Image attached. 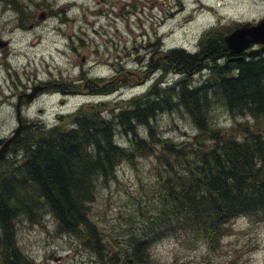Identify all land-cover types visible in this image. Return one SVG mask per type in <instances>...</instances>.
Wrapping results in <instances>:
<instances>
[{
	"label": "trees",
	"instance_id": "obj_1",
	"mask_svg": "<svg viewBox=\"0 0 264 264\" xmlns=\"http://www.w3.org/2000/svg\"><path fill=\"white\" fill-rule=\"evenodd\" d=\"M210 42L203 55L165 58L164 70L178 68L182 80L155 84L114 108L103 102L82 106L10 145L0 159V264H34L17 245L16 223L22 217L35 221L42 211L58 231L89 247L98 264H157L150 247L158 238L216 248L236 218L264 219V53L230 61L217 55L222 35ZM201 64L209 70L206 79L189 86L183 73ZM208 93L227 112L250 120L226 130L212 126ZM178 105L196 128L184 141L162 136L152 122ZM118 131L129 135L128 145L114 137ZM148 154L156 159L160 183L146 205L151 216L140 207L141 225L121 244H107L89 216L97 182L114 176L121 162Z\"/></svg>",
	"mask_w": 264,
	"mask_h": 264
},
{
	"label": "rangeland",
	"instance_id": "obj_2",
	"mask_svg": "<svg viewBox=\"0 0 264 264\" xmlns=\"http://www.w3.org/2000/svg\"><path fill=\"white\" fill-rule=\"evenodd\" d=\"M9 1L23 9L25 24L31 20L29 14L47 2L0 0V38L11 41L8 49L0 46V132L8 131L17 121L13 108L17 97L12 94L23 86L29 87L37 81L64 85L63 95H57L56 90L52 92L56 85L50 89L54 95L39 92L40 97L28 109L27 116L48 125L57 124L52 121L57 113L66 117L79 107L96 106L100 100L114 108L115 104L147 93L155 84L166 87L184 78L176 67L164 70L165 58L170 55L164 57L160 50L172 46L193 50L202 33L223 36L237 25L246 21L256 23L264 16V0H75L78 3L75 10L83 11L88 21L83 48H77L75 53L47 31L48 23H41L36 29H14L18 14L7 4ZM98 50L101 53L96 55ZM7 60L17 72L14 75L12 71L15 82L8 76ZM202 67L201 64L183 73L189 79V86L206 79L209 70ZM97 76H119L122 82L116 90H110V95L94 97L87 90L94 83L101 87L104 80L96 81ZM71 81H77L78 87L65 86ZM75 88L79 90L77 93L72 92ZM220 100L208 93L212 126L225 130L235 122L250 120L227 112ZM39 108L44 109L45 115L37 112ZM173 110L159 112L152 121L153 127L164 137L184 141L196 128L182 105ZM140 131L145 134L142 127ZM116 134L121 145L129 144V135L119 131ZM155 163L151 154L140 156L134 163L121 162L114 176L98 180L97 193L89 202V216L107 244L113 245L114 241L121 244L141 225L144 217L140 215V207L149 214L146 205L154 202L160 184L156 183ZM34 220L22 217L16 223L17 245L34 264H98L93 252L77 236L58 231L49 213L42 211ZM150 251L157 264H264V219L236 218L230 233L216 248L164 237L154 240Z\"/></svg>",
	"mask_w": 264,
	"mask_h": 264
},
{
	"label": "flooded vegetation",
	"instance_id": "obj_3",
	"mask_svg": "<svg viewBox=\"0 0 264 264\" xmlns=\"http://www.w3.org/2000/svg\"><path fill=\"white\" fill-rule=\"evenodd\" d=\"M7 4L12 5V9L17 11L18 18L16 19L15 23H13L14 29H25V28H32L36 29L40 24L48 23L47 31L51 32V35L55 37L56 39H59L64 42V46L66 49L71 50L72 52L77 53V48L81 50L83 48V44L85 41V29H86V22L83 11H80L79 13L75 10V6H77V2L75 0H66L64 2L57 1V0H47V2L43 6H40L37 8V10H33L32 13L29 14L31 16V20H29L28 24H25L23 22V16L24 12L21 7H17L14 3L8 2ZM28 19V18H27ZM94 23V22H93ZM93 23H91V26L93 27ZM213 31V29H211ZM93 32L100 33L99 30L93 29ZM210 33V32H209ZM209 33H202L200 37L196 40L194 44V49L189 50L187 48H184L183 46H172L168 48V50H160V55L162 56H168L170 54L175 53H183L184 55H197V54H204L207 50H205V46L214 38H217L216 34H209ZM210 35L212 37H210ZM224 36L222 37V46L218 56L222 57H228L233 58L239 55L236 53H232L229 51ZM212 38V39H211ZM211 43V42H210ZM0 46H3V49H8L11 46L10 39L2 40L0 38ZM256 47L257 45L252 44L251 47ZM248 48L244 51H242L240 54L249 55ZM4 52V51H3ZM101 51L98 50L95 52V54H100ZM4 60L6 61V53L4 52ZM250 56V55H249ZM202 57V56H200ZM9 58V57H8ZM7 73L8 76H12V80L14 78V75H16V70L12 66V63L7 60ZM84 66H81V70H84ZM14 71V75L13 72ZM90 77H88L89 79ZM104 80L103 83H101V87H97L99 83H94L95 85L93 87H89L87 90V93L91 94L92 96L96 97H105L107 95H110L112 90L117 89V84L121 83V78L118 76H109L107 78L105 77H96V81H101L100 79ZM15 82V80H13ZM81 81V80H80ZM94 82V81H93ZM73 83L77 84V81H73ZM75 84L68 85L69 87L75 86ZM56 85L57 88H53L52 92L56 90V92H59L57 95H61L63 92H66L64 89V85L62 83H50L49 82H43V81H37L35 84L30 85L29 87L23 86V89H18L14 94L16 98V102L13 103V108L15 115L19 111V113H25L27 115L28 109L35 103V101L40 97V95H54V93H50L51 86ZM48 89V90H47ZM79 90H72V92L77 93ZM40 92V93H39ZM62 92V93H61ZM40 95H39V94ZM85 93V92H84ZM11 95V96H12ZM32 95V96H31ZM63 95V94H62ZM32 97V98H30ZM34 97V98H33ZM29 99V101H28ZM63 101V100H62ZM86 102V101H85ZM90 102V101H89ZM100 102H103L100 100ZM38 113L44 114V109L39 108L37 111ZM52 121L59 122L61 118L63 117L61 113H57L54 115ZM67 116V115H66ZM65 117V116H64ZM46 126V127H45ZM49 126V127H48ZM52 125L45 124L41 121H35V120H29L26 118L21 117V122L15 121L13 126L8 131L0 132V138L8 139L15 135L17 132V129L20 128V130L17 132L19 133V139L25 134L27 131L31 129H38V128H50ZM13 144V143H12Z\"/></svg>",
	"mask_w": 264,
	"mask_h": 264
},
{
	"label": "water",
	"instance_id": "obj_4",
	"mask_svg": "<svg viewBox=\"0 0 264 264\" xmlns=\"http://www.w3.org/2000/svg\"><path fill=\"white\" fill-rule=\"evenodd\" d=\"M224 38L228 44L229 51L232 53L238 54L244 51L245 49L249 48L250 45L252 44H260L261 46L249 50V54L263 52L264 51V16L260 20L256 21V23H251L250 21H246L241 25L236 26L227 35H225ZM242 58L243 56H239V57H233L231 59H242ZM19 130L20 128L17 129V132ZM17 132L11 138L8 139L0 138V159L7 152L10 143L19 140V133Z\"/></svg>",
	"mask_w": 264,
	"mask_h": 264
},
{
	"label": "bare ground",
	"instance_id": "obj_5",
	"mask_svg": "<svg viewBox=\"0 0 264 264\" xmlns=\"http://www.w3.org/2000/svg\"><path fill=\"white\" fill-rule=\"evenodd\" d=\"M32 1H34V0H32ZM34 3V2H33ZM30 10V9H29ZM28 16V15H27ZM31 17V16H30ZM28 18V17H27ZM262 17H260V19H261ZM30 19V18H29ZM259 19V20H260ZM258 21V20H257ZM238 26V25H237ZM236 27V26H235ZM227 35V34H226ZM259 38V37H258ZM224 40H225V38H224ZM225 43H226V45H227V47H228V44H227V42H226V40H225ZM254 45H257L256 47H254V48H258V46L260 47L261 45L260 44H254ZM250 47H251V45H250ZM249 47V48H250ZM254 48H252L251 47V49H254ZM229 49V48H228ZM248 49V48H247ZM250 49V50H251ZM246 50V49H245ZM241 53V52H240ZM239 53V55L238 56H236V57H239V56H243L242 54H240ZM264 53V51L263 52H261V53H255V54H249L250 56H255V55H258V54H263ZM237 54V53H236ZM261 56V55H260ZM244 57V56H243ZM231 59V58H230ZM230 59H228V60H230ZM223 60V59H222ZM233 60H241V59H231L230 61H233ZM155 66V65H154ZM160 70V69H159ZM83 77H85V76H83ZM123 83H125V80H124V82ZM70 84H75V83H73V81H71L70 82ZM70 84H65V86H68V85H70ZM128 84V83H127ZM127 84H125V85H127ZM77 85L75 84V87H76ZM78 87V86H77ZM76 87V88H77ZM118 87V86H117ZM163 87V86H162ZM75 88V89H76ZM121 87H119V89H120ZM112 90V89H111ZM114 92V91H113ZM56 93H58L59 94V92H56ZM112 93V92H111ZM81 107H79L76 111H78L79 109H80ZM225 110V109H224ZM75 111V112H76ZM174 111V110H173ZM75 112H73V113H75ZM83 112V111H82ZM110 112V111H109ZM70 113V112H69ZM73 113H70V114H68L67 116H70L71 114H73ZM97 113V112H96ZM101 113H102V116L104 115V112H102L101 111ZM235 114V113H234ZM237 114V113H236ZM17 115H18V117H17V121L18 122H21V117L24 119V118H26V119H29V120H32V118L31 117H29V116H27V115H21V116H19V111L17 112ZM94 115V114H93ZM109 115V114H108ZM113 115V114H112ZM244 115V114H243ZM110 116V115H109ZM213 116V115H212ZM237 116V115H236ZM20 117V118H19ZM98 117V116H97ZM101 117V116H100ZM46 119V118H45ZM206 121V120H205ZM213 121V120H212ZM46 123V122H45ZM50 123V122H49ZM116 124V123H115ZM119 124V123H118ZM121 126V125H120ZM46 127V126H45ZM49 127V126H48ZM57 127V126H56ZM226 130V129H225ZM200 131V130H199ZM35 133H38V132H35ZM114 137H115V135H114ZM31 138V137H30ZM14 143H16V142H13V144ZM12 143H10V145H11ZM10 145H9V147H10ZM138 145V144H137ZM9 147H8V150H9ZM137 148V147H136ZM8 150H7V152L6 153H8ZM6 153H5V155H6ZM19 153H20V151H19ZM13 154V153H12ZM4 155V156H5ZM10 163V162H9ZM20 164V163H19ZM158 167V166H157ZM110 175V174H109ZM113 175V174H112ZM114 178V177H113ZM99 182V181H98ZM97 193V192H96Z\"/></svg>",
	"mask_w": 264,
	"mask_h": 264
}]
</instances>
